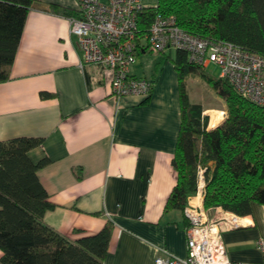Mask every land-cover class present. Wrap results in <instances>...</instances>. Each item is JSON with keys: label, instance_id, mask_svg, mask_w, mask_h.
I'll list each match as a JSON object with an SVG mask.
<instances>
[{"label": "crops", "instance_id": "obj_1", "mask_svg": "<svg viewBox=\"0 0 264 264\" xmlns=\"http://www.w3.org/2000/svg\"><path fill=\"white\" fill-rule=\"evenodd\" d=\"M51 4L74 15L55 12ZM77 15L76 0H35L28 10L9 77L0 81V140L41 138L27 155L48 160L37 176L53 204L43 220L54 230L75 240L112 224L102 264L183 258L187 219L167 207L176 183L177 72L171 61L159 71L144 67L137 61L147 50H139L130 73L151 80L150 93L115 96L112 70L81 64L68 20ZM213 212L208 208L209 216ZM238 216L240 225L221 231L230 263L264 264L257 245L264 238V204L252 202L251 212Z\"/></svg>", "mask_w": 264, "mask_h": 264}, {"label": "trees", "instance_id": "obj_2", "mask_svg": "<svg viewBox=\"0 0 264 264\" xmlns=\"http://www.w3.org/2000/svg\"><path fill=\"white\" fill-rule=\"evenodd\" d=\"M34 3L0 0V81L9 77L27 12ZM50 9L74 15L54 4ZM157 13L173 15L177 25L191 34L264 56V0H156L139 12L141 31L148 29ZM174 50L166 58L178 75L180 124L172 159L176 183L167 207L183 211L197 189L200 167L205 208L219 206L240 216L249 214L252 202L264 204V104L244 97L224 77L204 73L203 66L188 61L184 50ZM195 73L224 100L226 115L210 128L202 104L191 102L186 91V77ZM40 143L41 138L32 136L0 140V263L102 264L110 222L75 240L44 222L43 215L53 204L37 170L48 160L33 162L27 155Z\"/></svg>", "mask_w": 264, "mask_h": 264}, {"label": "built area", "instance_id": "obj_3", "mask_svg": "<svg viewBox=\"0 0 264 264\" xmlns=\"http://www.w3.org/2000/svg\"><path fill=\"white\" fill-rule=\"evenodd\" d=\"M79 15L70 16L69 30L77 38L81 64L112 70L111 93L115 96L150 93L151 81L131 75L139 50L186 52L188 61L205 67L219 66L224 77L244 97L264 104V56L248 53L227 41H212L180 28L173 15L157 13L146 31L138 25L143 0H76ZM203 169L198 171L195 193L183 208L187 219L186 255L157 256L155 264H231L221 231L240 225L241 218L219 206L211 216L203 205ZM264 252V238L257 240Z\"/></svg>", "mask_w": 264, "mask_h": 264}, {"label": "rangeland", "instance_id": "obj_4", "mask_svg": "<svg viewBox=\"0 0 264 264\" xmlns=\"http://www.w3.org/2000/svg\"><path fill=\"white\" fill-rule=\"evenodd\" d=\"M146 2L148 4L149 3L153 4L154 2H156V0H146ZM174 51H175L174 49L170 50V53H171L170 56L174 55ZM164 53L165 52L153 53V52L147 51L146 54H144L138 58L137 62L142 63V65L144 67L150 66L151 69L152 68L154 69V66H155V69H157V71H159V69L163 66L165 61H171L170 58H165V59L161 60V56H164ZM144 70L146 71V69H144ZM202 71L204 73L208 74L209 76L216 78L219 76L220 68L218 65H216L214 63H209L208 65L203 67ZM187 78H186V81H187L186 91L188 93L189 100L191 102H196V103L202 104V106H212L213 109L221 110L222 116H223L222 119H223L226 115V111L224 108V100L221 96H219L217 94V92L213 89V87L210 85V83L207 82L199 73H195L192 76V78L191 77L188 79ZM204 114L208 115L209 120H208L207 127L210 128L211 126H209V122L212 121L211 115L213 113L211 110L207 109L206 111H204ZM200 169H202V168L199 167L198 171ZM202 174H203V171H202Z\"/></svg>", "mask_w": 264, "mask_h": 264}, {"label": "bare ground", "instance_id": "obj_5", "mask_svg": "<svg viewBox=\"0 0 264 264\" xmlns=\"http://www.w3.org/2000/svg\"><path fill=\"white\" fill-rule=\"evenodd\" d=\"M209 110H211L212 111V115H211V117H212V123L214 124V123H216V122H219V121H221V119H222V111L221 110H216V109H209Z\"/></svg>", "mask_w": 264, "mask_h": 264}]
</instances>
